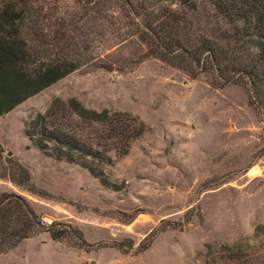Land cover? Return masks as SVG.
Returning a JSON list of instances; mask_svg holds the SVG:
<instances>
[{
    "label": "rangeland",
    "instance_id": "374dc122",
    "mask_svg": "<svg viewBox=\"0 0 264 264\" xmlns=\"http://www.w3.org/2000/svg\"><path fill=\"white\" fill-rule=\"evenodd\" d=\"M18 3L26 50L78 67L0 115V194H13L0 204V264H264V119L246 88L145 55L120 37L113 3L102 19L82 0ZM71 98L141 122L126 154L95 160L108 184L27 135ZM57 120L94 141L109 128L62 109Z\"/></svg>",
    "mask_w": 264,
    "mask_h": 264
},
{
    "label": "trees",
    "instance_id": "16d2710c",
    "mask_svg": "<svg viewBox=\"0 0 264 264\" xmlns=\"http://www.w3.org/2000/svg\"><path fill=\"white\" fill-rule=\"evenodd\" d=\"M82 1L101 19L106 18L102 14L105 3H113L128 27L120 37L136 36L145 45V55L193 75L210 73L219 84L243 86L264 119V0ZM25 14L26 8L18 0H0V115L78 67L77 61L55 55L39 59L28 52L20 37ZM116 17L110 14L111 19ZM59 109L83 122L108 125L103 140L94 141L60 123ZM130 121L134 118L126 113L86 109L73 98L56 99L29 123V129H37L38 135L33 137L32 131L27 135L37 148L81 165L108 184L95 160H104L113 148L119 154L127 153L130 140L142 132L141 122L130 128L120 124ZM19 168L24 175L12 179L16 184L29 180L27 171ZM11 197L13 194L1 193L0 204ZM16 235L25 237L26 233Z\"/></svg>",
    "mask_w": 264,
    "mask_h": 264
}]
</instances>
